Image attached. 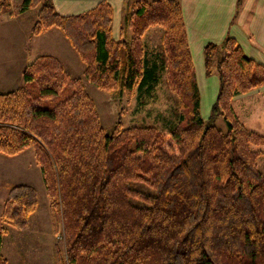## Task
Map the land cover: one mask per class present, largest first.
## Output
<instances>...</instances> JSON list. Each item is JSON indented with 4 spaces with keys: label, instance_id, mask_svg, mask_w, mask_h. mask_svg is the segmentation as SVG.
Here are the masks:
<instances>
[{
    "label": "trees",
    "instance_id": "1",
    "mask_svg": "<svg viewBox=\"0 0 264 264\" xmlns=\"http://www.w3.org/2000/svg\"><path fill=\"white\" fill-rule=\"evenodd\" d=\"M7 4L15 15L36 10L33 37L60 30L96 88L140 99L164 75L177 98L176 122L166 130L121 119L108 129L83 77L52 54L35 56L22 84L0 91V153L33 148L54 231L64 234L57 264H264V151L254 148L264 134L250 129L233 104L264 86V64L235 37L205 44V72L216 69L219 79L212 117L222 116L223 130L201 114L180 0L128 2L118 38L106 0L74 15L60 14L52 0ZM157 26L161 44L151 49L144 37ZM38 207L36 187L9 186L0 264H9L2 252L9 228L29 229Z\"/></svg>",
    "mask_w": 264,
    "mask_h": 264
},
{
    "label": "rangeland",
    "instance_id": "2",
    "mask_svg": "<svg viewBox=\"0 0 264 264\" xmlns=\"http://www.w3.org/2000/svg\"><path fill=\"white\" fill-rule=\"evenodd\" d=\"M34 11L36 12V10ZM31 13L29 12L28 15ZM22 21L25 22L24 19ZM6 28V26H0V63H5V66H0V91L13 89L22 84L21 72L34 59L36 54L56 55L72 75L83 77L84 65L80 62L72 46L58 45L57 39L43 38L41 34L32 37L30 42L26 41L27 37L24 41L23 30L16 31L14 37L17 40L21 38L24 42V55L20 51L18 57L14 58L19 60L15 61L11 58V53L18 51V47L10 44L13 42L12 37H10L13 31L10 32ZM161 34V27L151 28L144 37L145 44L147 45L150 42L151 49H155L157 45L161 44ZM13 43L16 45L15 42ZM36 51L39 53H36ZM205 75L206 77L214 75L216 76L214 79L217 80V83L219 82L216 69L210 75L206 73ZM83 79L88 91L95 99L103 124L108 129H111L118 119H121L125 126L145 123L157 125L163 130L176 122L173 112L177 108V98L168 89L164 75L151 95L129 101L125 97H118L108 91L98 89L84 77ZM214 82L216 83V81ZM217 94L216 92L215 96L212 95V97L208 94L202 96L201 114L205 119L212 117V106ZM245 102V109L240 110L244 120L241 119L250 129L264 134V93L250 97ZM211 120L219 128L227 129V124L222 116L212 117ZM254 148L264 151V144L254 146ZM4 157L7 158L0 160V167H2V170L7 171L9 186L14 183L32 184L38 190L39 207L30 216L31 225L29 229L21 231L13 227L9 228V233L4 237L2 252L8 258L9 264H57V248L62 255L65 254L64 234L60 231L59 233L54 231L51 222L49 198L46 194L40 168L34 158L33 148H28L16 157ZM258 163L259 169L264 173V155L259 158Z\"/></svg>",
    "mask_w": 264,
    "mask_h": 264
},
{
    "label": "crops",
    "instance_id": "3",
    "mask_svg": "<svg viewBox=\"0 0 264 264\" xmlns=\"http://www.w3.org/2000/svg\"><path fill=\"white\" fill-rule=\"evenodd\" d=\"M100 1L102 0H52L55 9L63 15H74L85 12L93 8ZM106 1L110 2L113 6V36L118 38L126 4L134 0ZM238 1L180 0L201 94L200 107L204 94L212 97V95L215 96L216 92L218 93L217 90L219 89V82L217 83V80L214 79L216 76L206 77L205 75L203 48L206 43H221L227 36L235 37L247 55L264 64V0H242L240 6L238 5ZM2 5H4L3 12L1 11ZM12 11V8L7 4V0H0V26H6L8 31H13L10 37H12L11 39L16 45L13 42L10 44L18 47V51L11 53V58L14 59L18 57L20 51L21 53L24 52V42H22L21 38L17 40L14 35L16 31L20 32L23 30L24 41L26 37V41H30L33 37L31 36L30 29L37 13L34 10H29L20 15H15ZM29 12L32 13L28 15ZM41 35L43 38L50 37L55 38V40L57 39L58 45L63 44L65 47L66 45H70L69 41L58 29H50ZM36 53L39 52L36 51ZM37 55L39 54L35 56ZM14 60L17 61L19 59ZM0 66H5V63H0ZM259 93H264V86L234 98V107L241 118L240 110L245 109V100L255 97ZM4 156L7 155H0L1 161L7 158ZM16 156L18 155L12 157ZM7 175V171L2 170V167H0V211L2 210L3 201L9 188V178Z\"/></svg>",
    "mask_w": 264,
    "mask_h": 264
}]
</instances>
